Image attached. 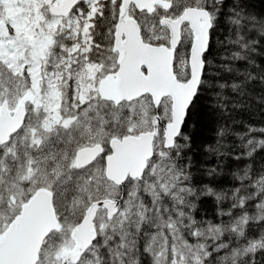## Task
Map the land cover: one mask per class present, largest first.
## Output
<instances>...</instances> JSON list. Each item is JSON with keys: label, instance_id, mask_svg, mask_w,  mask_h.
Instances as JSON below:
<instances>
[{"label": "snow or ice", "instance_id": "1", "mask_svg": "<svg viewBox=\"0 0 264 264\" xmlns=\"http://www.w3.org/2000/svg\"><path fill=\"white\" fill-rule=\"evenodd\" d=\"M0 264H264V9L0 0Z\"/></svg>", "mask_w": 264, "mask_h": 264}, {"label": "trees", "instance_id": "2", "mask_svg": "<svg viewBox=\"0 0 264 264\" xmlns=\"http://www.w3.org/2000/svg\"><path fill=\"white\" fill-rule=\"evenodd\" d=\"M252 3L257 10L264 9V0H252ZM205 136L210 137L211 133L205 132Z\"/></svg>", "mask_w": 264, "mask_h": 264}]
</instances>
